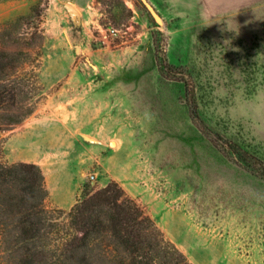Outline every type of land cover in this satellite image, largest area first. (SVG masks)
<instances>
[{
	"label": "rangeland",
	"instance_id": "374dc122",
	"mask_svg": "<svg viewBox=\"0 0 264 264\" xmlns=\"http://www.w3.org/2000/svg\"><path fill=\"white\" fill-rule=\"evenodd\" d=\"M149 1L161 21L142 0H0L11 80L40 85L3 159L41 166L49 208L114 179L192 264H264V0Z\"/></svg>",
	"mask_w": 264,
	"mask_h": 264
},
{
	"label": "trees",
	"instance_id": "16d2710c",
	"mask_svg": "<svg viewBox=\"0 0 264 264\" xmlns=\"http://www.w3.org/2000/svg\"><path fill=\"white\" fill-rule=\"evenodd\" d=\"M13 60L11 51H0V109L6 113L0 131L31 115L40 98L25 89L40 88L34 72L11 80ZM160 65L175 75L172 66ZM190 96V110L207 132ZM1 148L0 141V264H192L119 181L84 189L69 211L49 208L41 166L7 162Z\"/></svg>",
	"mask_w": 264,
	"mask_h": 264
},
{
	"label": "built area",
	"instance_id": "2783aa9c",
	"mask_svg": "<svg viewBox=\"0 0 264 264\" xmlns=\"http://www.w3.org/2000/svg\"><path fill=\"white\" fill-rule=\"evenodd\" d=\"M123 37L121 29L116 26L98 25L95 39L104 46H112L118 39Z\"/></svg>",
	"mask_w": 264,
	"mask_h": 264
},
{
	"label": "water",
	"instance_id": "95a60500",
	"mask_svg": "<svg viewBox=\"0 0 264 264\" xmlns=\"http://www.w3.org/2000/svg\"><path fill=\"white\" fill-rule=\"evenodd\" d=\"M142 2L144 3V5L147 7V9L150 11V13L153 15V17L157 21L162 20L161 15L159 14V12L156 10L155 6L149 0H142Z\"/></svg>",
	"mask_w": 264,
	"mask_h": 264
},
{
	"label": "bare ground",
	"instance_id": "6f19581e",
	"mask_svg": "<svg viewBox=\"0 0 264 264\" xmlns=\"http://www.w3.org/2000/svg\"><path fill=\"white\" fill-rule=\"evenodd\" d=\"M112 143H114V142H112Z\"/></svg>",
	"mask_w": 264,
	"mask_h": 264
}]
</instances>
